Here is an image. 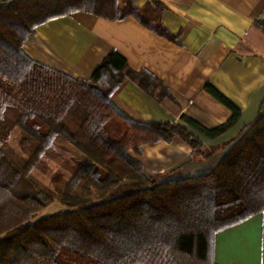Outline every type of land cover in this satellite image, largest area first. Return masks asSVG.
I'll list each match as a JSON object with an SVG mask.
<instances>
[{"label": "trees", "instance_id": "16d2710c", "mask_svg": "<svg viewBox=\"0 0 264 264\" xmlns=\"http://www.w3.org/2000/svg\"><path fill=\"white\" fill-rule=\"evenodd\" d=\"M166 9L161 0L143 7L134 0L0 2V264H218L217 233L264 212L263 114L209 173L159 181L133 152L180 138L209 158L214 151L204 150L201 136L223 135L241 108L208 82L205 89L232 112L226 122L209 128L187 115L184 123L138 122L113 100L127 80L159 99L169 93L116 49L86 77L24 50L39 26L76 12L110 20L132 15L174 40L163 23ZM255 24L264 32V20ZM48 160L60 171L52 174ZM55 201L66 208L38 217Z\"/></svg>", "mask_w": 264, "mask_h": 264}, {"label": "crops", "instance_id": "0c3cea01", "mask_svg": "<svg viewBox=\"0 0 264 264\" xmlns=\"http://www.w3.org/2000/svg\"><path fill=\"white\" fill-rule=\"evenodd\" d=\"M170 39L129 15L110 20L76 12L37 28L24 46L34 60L72 77L89 76L116 49L131 68L149 70L167 88L159 99L127 80L114 94L117 107L138 122H182L190 116L212 128L232 112L206 89L210 82L242 110L239 121L216 139L201 136L209 158L175 138L143 146L144 172L164 181L209 173L259 114L264 115V0H161ZM148 0H134L143 7ZM218 264H264V212L217 233Z\"/></svg>", "mask_w": 264, "mask_h": 264}, {"label": "rangeland", "instance_id": "374dc122", "mask_svg": "<svg viewBox=\"0 0 264 264\" xmlns=\"http://www.w3.org/2000/svg\"><path fill=\"white\" fill-rule=\"evenodd\" d=\"M18 138H19V131L16 130L14 132L13 138L11 140V142L14 145L18 144ZM59 150V149H58ZM68 157H72L70 155H68ZM49 165L52 168V174H54L57 171H60L59 166L53 161V160H48ZM36 175L39 179H41L42 181H44L45 183H49L50 182V175H45L43 172L41 171H36ZM159 181H164L163 179H159ZM66 207L60 203L59 201H55L53 202L51 205H49L46 209L42 210L41 212L38 213V217H42L45 215H49V214H53V213H57L61 210H64Z\"/></svg>", "mask_w": 264, "mask_h": 264}, {"label": "built area", "instance_id": "2783aa9c", "mask_svg": "<svg viewBox=\"0 0 264 264\" xmlns=\"http://www.w3.org/2000/svg\"><path fill=\"white\" fill-rule=\"evenodd\" d=\"M4 0H0V2H3Z\"/></svg>", "mask_w": 264, "mask_h": 264}]
</instances>
